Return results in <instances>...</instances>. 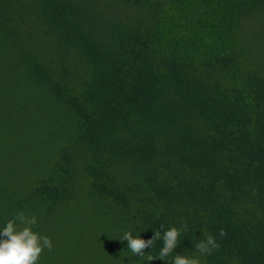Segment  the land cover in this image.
Returning <instances> with one entry per match:
<instances>
[{"label":"trees","instance_id":"16d2710c","mask_svg":"<svg viewBox=\"0 0 264 264\" xmlns=\"http://www.w3.org/2000/svg\"><path fill=\"white\" fill-rule=\"evenodd\" d=\"M17 210L39 264H143L113 237L182 221L174 252L264 264V0H0V225Z\"/></svg>","mask_w":264,"mask_h":264},{"label":"clouds","instance_id":"9594fccd","mask_svg":"<svg viewBox=\"0 0 264 264\" xmlns=\"http://www.w3.org/2000/svg\"><path fill=\"white\" fill-rule=\"evenodd\" d=\"M37 223L35 215H27L23 210H17L10 219L0 225V264H39L41 253L46 249L52 250V239L48 235L34 230ZM187 228V222L182 221L181 226L170 225L162 232L159 228L152 229V235L148 239H144L136 231L134 225L130 230L124 231L122 235L113 237L119 241L127 242L125 248L122 249L125 255L121 256L120 251L114 259L124 261L122 258L127 257V260L140 261L142 258L143 264H149L155 258L165 264H200V256L211 254L214 249L218 248V244L213 236L207 235L194 245L199 255L174 252L176 246L182 243V232ZM144 229L140 228L141 231ZM155 241H160L161 246L158 252L153 255L150 249ZM145 248H148L149 251L145 252ZM127 253H131V255L128 256ZM134 256H137L138 259H133Z\"/></svg>","mask_w":264,"mask_h":264}]
</instances>
